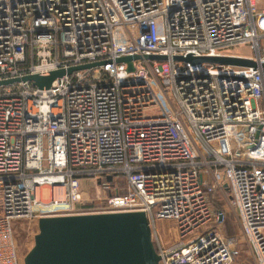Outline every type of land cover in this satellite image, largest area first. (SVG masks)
<instances>
[{"label":"built area","instance_id":"1","mask_svg":"<svg viewBox=\"0 0 264 264\" xmlns=\"http://www.w3.org/2000/svg\"><path fill=\"white\" fill-rule=\"evenodd\" d=\"M262 1L0 0V81L99 63L0 85V264H25L21 221L133 211L160 264H236L229 208L264 264ZM188 55L256 67L175 59ZM124 56L141 57L133 71Z\"/></svg>","mask_w":264,"mask_h":264},{"label":"water","instance_id":"2","mask_svg":"<svg viewBox=\"0 0 264 264\" xmlns=\"http://www.w3.org/2000/svg\"><path fill=\"white\" fill-rule=\"evenodd\" d=\"M153 60L166 59L162 55L147 56ZM140 56L118 59L134 70V60ZM176 60L202 63H221L256 67L251 59L229 56H176ZM99 63L59 69L48 76L27 75L0 81L8 85L18 81H32L40 88H49L52 82L75 70ZM112 178L109 177V180ZM161 256L153 240L148 217L143 211L93 213L41 217L35 244L24 258L25 264H160Z\"/></svg>","mask_w":264,"mask_h":264},{"label":"rangeland","instance_id":"3","mask_svg":"<svg viewBox=\"0 0 264 264\" xmlns=\"http://www.w3.org/2000/svg\"><path fill=\"white\" fill-rule=\"evenodd\" d=\"M229 53L240 54V55H252L253 51L250 49L249 45H237L231 47L227 50ZM99 71L96 72L98 75ZM95 184L93 180H85L83 181V188H85V192L88 196H94L96 194ZM44 197H48V190H45ZM228 214L226 216V220L223 226V233L231 241L234 246V255L236 264H254L252 254L250 252L249 245L247 241L243 238L240 225L237 218V215L233 209H228ZM28 221H21L18 223L17 232H18V245L20 254L25 258L26 254L31 250V248L35 244V235L39 232V228L36 226L33 227V223L29 225ZM171 224V222L163 221L160 224L161 232L164 235L163 240L166 244L171 243L174 239H172L168 235L167 227ZM30 227V228H29Z\"/></svg>","mask_w":264,"mask_h":264},{"label":"crops","instance_id":"4","mask_svg":"<svg viewBox=\"0 0 264 264\" xmlns=\"http://www.w3.org/2000/svg\"><path fill=\"white\" fill-rule=\"evenodd\" d=\"M260 7L264 8V0L260 3Z\"/></svg>","mask_w":264,"mask_h":264}]
</instances>
